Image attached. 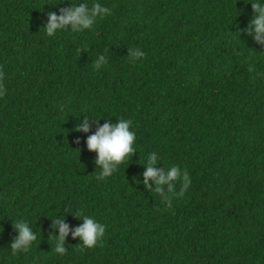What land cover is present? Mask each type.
I'll list each match as a JSON object with an SVG mask.
<instances>
[{"label": "trees", "instance_id": "1", "mask_svg": "<svg viewBox=\"0 0 264 264\" xmlns=\"http://www.w3.org/2000/svg\"><path fill=\"white\" fill-rule=\"evenodd\" d=\"M86 2L111 14L45 34L50 12ZM251 19L245 0H0V264H264V46ZM84 116L101 118L88 133L75 130ZM121 118L137 152L99 180L87 137ZM150 152L190 176L170 204L143 184ZM83 216L106 228L91 249L71 234ZM20 220L37 240L13 254Z\"/></svg>", "mask_w": 264, "mask_h": 264}, {"label": "clouds", "instance_id": "2", "mask_svg": "<svg viewBox=\"0 0 264 264\" xmlns=\"http://www.w3.org/2000/svg\"><path fill=\"white\" fill-rule=\"evenodd\" d=\"M250 3L252 8V19L246 33L252 37L256 44L264 46V0H245ZM111 14V9L101 3L81 4L77 6L73 3L72 7L60 9V14L55 12L48 14V20L44 26L45 34L49 37L55 36L58 32L70 29L74 32L83 30H91L98 20H103ZM133 60L143 58L146 53L140 49H133L128 52ZM107 58L100 55L95 61V68L99 69L106 64ZM7 89L0 82V97L5 96ZM98 125L99 120L84 116L83 122L77 125L76 131L88 133L90 131L89 120ZM136 132L132 129V121L130 119L121 118L115 120V123L105 122L102 126H97L93 134L89 135L86 140L87 149L97 154L95 164L100 168L97 179L103 180L111 177L117 170L118 166L123 163L126 158L137 152L135 145ZM77 138L76 143H79ZM158 160L157 152H150L147 155L145 163V171L143 172V184L151 190L149 181L155 185L154 192L159 194L163 201L171 203L169 193L182 196L188 190L191 179L186 170H182L177 165L167 167L165 170H159L156 165ZM139 182V181H138ZM177 182L182 183L179 193H175ZM83 223L71 229L73 238L79 237L83 248L91 249L102 242L106 228L97 219L91 216H83L80 218ZM18 232V236L12 242L10 248L15 254L19 251H27L33 242L37 240V233L27 221L20 220L13 224ZM58 226V235H55L56 244L54 252L60 256H64L67 252L65 248V240L70 232V227L65 223L64 218H56L53 220V227Z\"/></svg>", "mask_w": 264, "mask_h": 264}]
</instances>
